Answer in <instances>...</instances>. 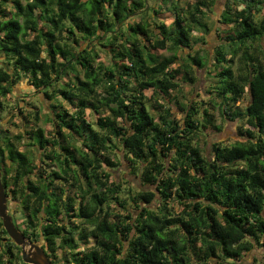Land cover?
I'll return each mask as SVG.
<instances>
[{
    "label": "trees",
    "instance_id": "1",
    "mask_svg": "<svg viewBox=\"0 0 264 264\" xmlns=\"http://www.w3.org/2000/svg\"><path fill=\"white\" fill-rule=\"evenodd\" d=\"M216 2L0 0V112L22 79L53 107L50 137L37 109L24 134L0 123L2 182L16 226L53 264H241L264 250V0H227L215 20ZM213 30L212 57H179ZM203 70L225 121L240 123L210 159L197 140L222 127L177 97ZM122 158L154 189L127 191L137 215L110 207L128 204L111 180ZM0 264H26L1 221Z\"/></svg>",
    "mask_w": 264,
    "mask_h": 264
},
{
    "label": "rangeland",
    "instance_id": "2",
    "mask_svg": "<svg viewBox=\"0 0 264 264\" xmlns=\"http://www.w3.org/2000/svg\"><path fill=\"white\" fill-rule=\"evenodd\" d=\"M226 2L227 0H217L214 12H209L210 17L212 16V18L215 20L218 19V16L225 9ZM172 17L173 16L170 14L169 16L163 15L159 16V20L163 21L166 19V21L169 23ZM197 35L201 36L202 34L198 33ZM219 43L221 42L217 37L215 30H213L208 36H206V44L200 43L195 46L193 51L185 50L183 52H179L178 55L182 60L187 59V56L189 54L194 55L198 52L204 58H206V55H210V57H212L216 49L218 48ZM160 53L165 55H172V53L168 51H161ZM100 57V60L108 61V57L102 52ZM210 59L212 60V58ZM210 59L209 62L211 61ZM205 72V70L199 72L198 82H196V84L192 86L189 84H183V88L181 92L177 93V97L179 98V101L185 104H188L189 101L193 100L194 104L196 102L199 105L196 107H200L201 109L208 108V110L214 115L217 124L222 127V132L210 135H207L206 132H204L201 136H199L197 140L198 144H200V147L205 151V155L210 159L212 158V146L214 143L231 145L232 143L240 139V135L238 132L240 123L239 121H225L224 117L221 115L219 105L212 102L214 96L206 92L207 81ZM29 84L30 83L27 79H22L19 83L15 85L13 89V99L10 102H7V104L5 103L6 105H8L7 110L3 113L0 112L1 126L3 127V129L7 130L10 135H19L21 133L24 134V125H28L29 121H31V123H34V115L37 109L40 111V120L37 124L39 127H42L46 131L48 137H50L52 126L48 122V118L49 114L53 110L52 102L49 101L44 94L36 92L35 89ZM148 93L150 97L152 95V92L149 91ZM249 99L250 96L248 94L245 98L244 103L240 104V107L244 108L246 105H248ZM59 102L64 105L67 110L71 111V108L63 101V99L60 98ZM175 112L178 114V118L182 117L181 114H179L180 112L177 108L175 109ZM87 113L88 119L90 121H94L95 117L92 116L89 112ZM120 154L122 155V152H118V155ZM117 156L114 157V161L116 162L118 161ZM121 162V166L118 168V170H115L112 173L111 180L123 185L124 195L122 197H127V191L131 190L133 193L137 190L142 189L154 190L153 188H147L144 186L142 187L141 181L139 180L138 176L133 173L132 165L129 164L126 158H122ZM127 201L128 204L126 205V210H123V208L118 206L116 201L111 202V210L116 214H122L123 216H126L128 211L137 215V212L135 211V203H132L129 197H127ZM8 206L9 212L12 217L16 220L17 224H19L21 228H24V218L18 204L15 201L9 200ZM175 210L176 212H179V207L177 205H175ZM0 221L2 222L1 219ZM62 255V251H60L58 253L59 261L63 260ZM241 264H264V250L256 248L246 257L243 258Z\"/></svg>",
    "mask_w": 264,
    "mask_h": 264
},
{
    "label": "water",
    "instance_id": "3",
    "mask_svg": "<svg viewBox=\"0 0 264 264\" xmlns=\"http://www.w3.org/2000/svg\"><path fill=\"white\" fill-rule=\"evenodd\" d=\"M8 202L9 199L2 182V173L0 171V219L2 220L4 229L12 241L22 248V257L26 264H53L43 247L45 242H33L18 229L9 212Z\"/></svg>",
    "mask_w": 264,
    "mask_h": 264
}]
</instances>
